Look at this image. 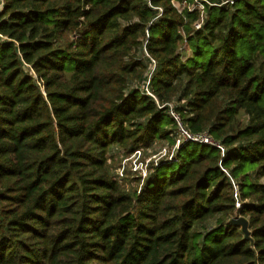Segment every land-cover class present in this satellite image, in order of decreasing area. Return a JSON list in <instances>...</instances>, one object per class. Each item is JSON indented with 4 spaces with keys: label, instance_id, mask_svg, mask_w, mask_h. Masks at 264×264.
Instances as JSON below:
<instances>
[{
    "label": "trees",
    "instance_id": "16d2710c",
    "mask_svg": "<svg viewBox=\"0 0 264 264\" xmlns=\"http://www.w3.org/2000/svg\"><path fill=\"white\" fill-rule=\"evenodd\" d=\"M172 1L0 0V264H264V0Z\"/></svg>",
    "mask_w": 264,
    "mask_h": 264
},
{
    "label": "rangeland",
    "instance_id": "374dc122",
    "mask_svg": "<svg viewBox=\"0 0 264 264\" xmlns=\"http://www.w3.org/2000/svg\"><path fill=\"white\" fill-rule=\"evenodd\" d=\"M175 104V102H173ZM174 147V146H173ZM172 147V148H173ZM170 146L166 141H160L157 143H154L149 148H141L139 149V153H131L129 155H118L115 156L114 159V170L117 173L118 168L122 164L123 170L122 174H118L117 177L120 181H122L123 184L126 185L127 188H134L136 187L137 183L134 179L137 176H141V173L143 172V169L148 165V163L152 160H157L161 157H167L170 158L173 154L172 148L169 149ZM164 152H166L164 154ZM142 162V163H141Z\"/></svg>",
    "mask_w": 264,
    "mask_h": 264
},
{
    "label": "built area",
    "instance_id": "2783aa9c",
    "mask_svg": "<svg viewBox=\"0 0 264 264\" xmlns=\"http://www.w3.org/2000/svg\"><path fill=\"white\" fill-rule=\"evenodd\" d=\"M173 5L177 8L178 11H181L184 9V7L186 6V2L185 1H172ZM0 6H1V2H0ZM195 27H199L200 23H195L194 25ZM150 77H151V73H148L146 81L144 83V92L150 96L154 95L152 94V92L149 89V81H150ZM162 106H166L167 111L169 113L170 116H172V118L176 121L177 126H178V134H179V138H177V142H179L180 140H193V141H197L199 143H204V144H210V145H215L217 147L222 148L218 143H216L215 141H213L207 134H191L189 133L182 125V123L180 122V119L178 117V114L176 113V111H174L173 109V104L172 103H165ZM141 147L136 148L132 153L136 154L139 153ZM166 152H164L165 154ZM131 154V153H130ZM142 163V162H141ZM123 165L121 164L120 167L117 170L118 174H122V170H123ZM146 175V164H145V168L143 169V172L141 173V176ZM236 207L239 208L240 203L239 201L236 200L235 203Z\"/></svg>",
    "mask_w": 264,
    "mask_h": 264
},
{
    "label": "water",
    "instance_id": "95a60500",
    "mask_svg": "<svg viewBox=\"0 0 264 264\" xmlns=\"http://www.w3.org/2000/svg\"><path fill=\"white\" fill-rule=\"evenodd\" d=\"M231 222L241 226L242 231L244 232L245 236L248 235L247 229V220L242 216H236L231 219Z\"/></svg>",
    "mask_w": 264,
    "mask_h": 264
}]
</instances>
